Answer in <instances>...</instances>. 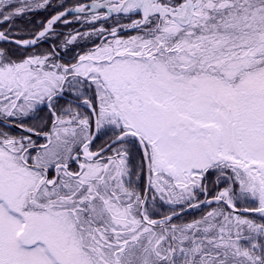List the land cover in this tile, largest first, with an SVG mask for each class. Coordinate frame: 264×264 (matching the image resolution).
Segmentation results:
<instances>
[{
    "label": "snow or ice",
    "instance_id": "6c2138e0",
    "mask_svg": "<svg viewBox=\"0 0 264 264\" xmlns=\"http://www.w3.org/2000/svg\"><path fill=\"white\" fill-rule=\"evenodd\" d=\"M0 264H264V0H0Z\"/></svg>",
    "mask_w": 264,
    "mask_h": 264
},
{
    "label": "trees",
    "instance_id": "16d2710c",
    "mask_svg": "<svg viewBox=\"0 0 264 264\" xmlns=\"http://www.w3.org/2000/svg\"><path fill=\"white\" fill-rule=\"evenodd\" d=\"M55 3L57 4H63V3H68L69 5L75 3V0H54ZM53 14V10L49 9L47 11L45 10H39L35 13H31L28 15V17L25 20V23L29 24V27L31 28L33 26L32 22H37V21H46L47 18H49ZM126 22V21H125ZM111 21H109V25H111ZM80 26L79 24H72V25H63V24H57V30L61 32H67L71 29L78 28ZM23 27V24L21 25ZM44 48H47L48 45L45 44L43 46ZM76 51H80V49H76Z\"/></svg>",
    "mask_w": 264,
    "mask_h": 264
}]
</instances>
